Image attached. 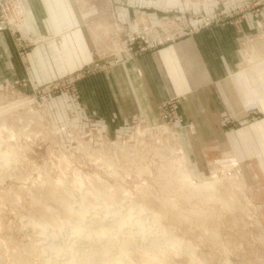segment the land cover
Instances as JSON below:
<instances>
[{
  "label": "rangeland",
  "instance_id": "374dc122",
  "mask_svg": "<svg viewBox=\"0 0 264 264\" xmlns=\"http://www.w3.org/2000/svg\"><path fill=\"white\" fill-rule=\"evenodd\" d=\"M218 4L227 8L226 12L218 11V17L230 20L239 28L241 53L235 71L225 84V95L222 88L217 87V91H221L234 108L226 109L227 113L218 120V126L208 115L202 119L201 125L196 126L191 115L183 117L180 113L181 101L175 99L164 103L165 106L162 104L151 120L129 115L128 119L113 124L115 121L101 118L102 111L90 110L81 101V83L93 71L96 73L95 69L110 68L107 61L99 62V67L93 64L43 85L37 86L27 78L18 84L24 90L15 85L0 89V264H68L62 245L66 247L67 233L79 228L83 216L69 220L60 203L45 197L51 187L72 192L71 200L76 204L79 201L90 203L93 216L90 213L87 216L94 220L105 217L107 210L121 204V209L125 211L136 206L138 209L142 204L151 211L167 210L166 215L163 212L147 215L145 211L146 215L143 213L141 216L147 217L150 222L155 221L153 217L162 216L161 226L168 234L178 241L194 245L198 259L193 264H200L203 259L207 261L204 264H264V180L260 174L259 178L255 174L257 179L250 177L245 170L246 165L234 164L231 160L236 157L230 149H226V141L215 140L217 128H223V133H226L245 125L247 118L264 117V108L257 104L258 100L251 98L253 94L258 96L257 93L264 95V91L250 89L248 70L252 68L260 75L264 74L256 67L258 63L252 64L249 58L258 53L263 54L264 60V0H221ZM206 18L203 15L200 24ZM166 31L168 37L173 34L169 26ZM119 49L123 56L121 63L136 58L128 59L122 46ZM234 80L242 82L241 89L248 95L245 102ZM237 96L242 102L240 109ZM235 110L238 112L232 113ZM3 124L7 128H2ZM10 129L14 133L12 136ZM13 153L17 155L15 159L4 164V159L13 156ZM105 155L107 158H103ZM251 170L256 172L255 166H251ZM179 172L192 174L197 181L217 176L231 178L230 184L226 182L227 178L221 179L222 186L218 187L223 197L227 199L231 196L229 204H208L212 209L216 208L210 224L201 226L199 223L198 226L185 223L187 218L181 215L199 199H189L186 193L184 197H176L178 183L174 178ZM241 172L246 187L240 188L235 175ZM234 176L236 179H233ZM38 200L45 201L40 205ZM175 200L178 205L172 206ZM174 206L179 213L175 212ZM180 217L184 223L177 221ZM63 219L68 223L59 232L58 229L64 225ZM68 227H71L70 230ZM129 231L125 230L124 235ZM120 235H115L109 243L101 237L96 240L97 246L100 249L111 246L106 255L110 262L114 255H118L127 264H142L145 254L137 241L121 236L120 240L126 242V247L117 251ZM56 248L59 252L55 251ZM156 249L164 251L158 259L166 264H187L188 257L184 252L176 254L172 249L159 246ZM80 264L101 263L83 261ZM150 264L160 262L151 261Z\"/></svg>",
  "mask_w": 264,
  "mask_h": 264
},
{
  "label": "crops",
  "instance_id": "0c3cea01",
  "mask_svg": "<svg viewBox=\"0 0 264 264\" xmlns=\"http://www.w3.org/2000/svg\"><path fill=\"white\" fill-rule=\"evenodd\" d=\"M218 1L16 0L23 9V24L15 34L0 32V89L17 87L27 78L43 85L107 61L110 68L95 69L81 83V101L90 110L102 111L101 118L113 124L129 115L151 120L162 104L175 99L181 101L183 117L191 115L196 126L205 115L218 126L226 109H234L223 96L224 87L241 57L235 23L218 19L200 24L203 15L215 18L218 11L226 12ZM135 23L152 25L153 39L168 37V26L178 34L121 63L122 30ZM257 95L252 100L264 108V95ZM236 99L240 109L242 102ZM223 132L215 129V140L226 141V149L246 165L250 177L260 174L264 180V117L247 118L242 127Z\"/></svg>",
  "mask_w": 264,
  "mask_h": 264
},
{
  "label": "bare ground",
  "instance_id": "6f19581e",
  "mask_svg": "<svg viewBox=\"0 0 264 264\" xmlns=\"http://www.w3.org/2000/svg\"><path fill=\"white\" fill-rule=\"evenodd\" d=\"M20 7H21V5H20ZM262 55L263 54H258L257 53V54H253V55L249 56L250 60L252 61V64L258 63L256 65V67H258L260 71L261 70L264 71V60H263V56ZM248 70L250 71V76L249 77L251 79V88L250 89L253 90L254 88H259L260 90L264 91V74L260 75L258 72H255L252 68H248ZM246 76H247V74H246ZM234 82L233 83L239 89V94H240L241 98H243V100L245 102L248 95H246V93L243 92V90L241 89V87L243 86V84H241L242 82L235 81V80H234ZM252 90H251V92H252ZM38 119H37V121H38ZM38 124H40V123H38ZM1 126H2V128L3 127L7 128L6 124H3ZM5 128L3 130H5ZM11 129H10V131H11ZM21 130L22 129L20 128V131ZM17 132H15V133H17ZM12 135H14L13 131H11V136ZM125 150L127 151V149H125ZM159 150H161V149H159ZM159 152H163V151H159ZM126 154H125V156H126ZM120 155H122V153H120L119 156ZM16 156L17 155L14 154V153H13V156H7L6 159H4L3 163L4 164H9L8 163V162H10L9 160L15 159ZM100 156H101V154H100ZM125 156H123V157H125ZM120 157H122V156H120ZM130 157H131V155H130ZM103 158H107L106 155ZM112 159H113V157H112ZM105 160L106 159H104V161ZM231 161L234 164H237V162H238L236 159H232ZM129 163H130V161H129ZM185 167H186V165H185ZM239 172H240V170H239ZM179 173L180 174L178 175V173H177L176 177L174 178L175 182L178 183V185H176L178 187L175 189L176 197L177 198L179 196L182 197L184 195V193H186V194H188V195H186V197L188 196L189 199L190 198L199 199V201H197L196 203L194 202V205L192 206V208L185 209L184 215H181V216H185L187 218V219H185L186 220L185 223L189 222V225L196 224L198 226H199V223H201V226H204L205 224H210L209 222H210L211 218H213V215L216 213V208L214 207L212 209V207L208 206V204H210V203L215 204L217 202H221V204L223 206H227L229 204V202L231 201V196L229 198H227V199L225 197H223V195L219 191L218 187L222 186L221 179L223 180V179L227 178V181L226 180L225 181L227 183L229 182V184H230V183H232L231 182L232 181L231 178L230 177L229 178L228 177L220 178V177L217 176V177L212 178V179L211 178H204V179H201V180L197 181V180H195V178H194V176L192 174L185 173V172H179ZM242 175H243V173L241 172V173H238L237 175H235L237 179L235 178V176L233 178V179H236V180L239 181L238 183H239V187L240 188L242 186H245L244 178H243ZM94 177H96V176H94ZM77 179H79V178H77ZM83 179H86V178H83ZM98 179H99V177H98ZM57 181H58L57 183L60 184L62 182V179H61L60 183H59V179ZM77 181H79V180H77ZM96 182H98V180ZM100 182H102V181H100ZM224 182H223V185H224ZM80 183H82L81 180H80ZM98 184H99V182H98ZM60 187H61V185H60ZM147 190L150 191L149 189H147ZM142 193H143V191H142ZM72 196H73L72 192L64 191L62 189H58L57 187H51L45 193V197L53 198L52 200H55V202L60 203L64 207L63 210L66 212V214L68 213V215H69L68 219L69 220H71L73 217H76V216H79V215L83 216L82 222L80 221L81 223L80 224L78 223L79 224V228H77L78 230L76 229L75 232H71L72 230L69 229L71 227L67 228V229L70 230L69 231L70 233L68 232L67 234H69V235H67L68 237L66 236V238H67L66 239L67 242L65 243L66 247L64 245H62V248H63V250L66 251V255H65L66 259L65 260H67L68 264H80V263H83V261H85L86 263L98 262V263H101V264H127V262L124 259H122L121 257H119L118 255H114V257L112 258L111 262H110V260H108L106 255L108 254L109 251H111V246H108L107 248H104V249H100L97 246V241H96L97 239H100L101 237H105L104 238L105 242L109 243L113 239V237L115 235H117V234H119V235L121 234L119 236V240L121 239L120 238L121 236H125V237H128L130 239H133V240L137 241L140 244V248L143 250V254H145L144 258L141 260L142 264H150L151 261H153V262L159 261L160 264H166L164 261L162 262V260L158 259V256L161 253L164 252V251L156 249V247H158V246L160 248L172 249L174 251V253H176V254L184 252V254L188 257V260L186 261L187 264H193V261L198 259V256L196 254V250H195V246L194 245L189 244V243H187L185 241L176 240L171 234H168V232L166 231V229L163 226H161V225H163L162 222H161V219H163V217L159 216V215L162 212L165 213V215H166L167 210L163 211L161 209V211L160 210L159 211L158 210L151 211V210H148L142 204V205L138 206L139 207L138 209L136 208L137 206L134 208V209H137L138 211L137 210L135 211L134 209L133 210L132 209H128V210L126 209V211H125V210L121 209L122 208L121 206L123 204L120 203L121 205H116L113 208H110L109 210H107L106 211L107 215L105 217H101V219L94 220L93 217L89 218V216H87L89 213H90V215L93 214L92 211H91V207L92 206H90V203H88L87 201H79L78 204H76V201L74 203L71 200L73 198ZM96 196H99V194H97ZM111 196H113V194ZM147 196H148V194H147ZM117 198H119V197H117ZM200 200L202 202H200ZM224 200H226V201H224ZM232 200H233V198H232ZM32 201L34 202L35 199L32 198ZM47 201H49V199H47ZM43 202H42V200H38V203L40 205ZM72 203H74V204H72ZM169 203H171V202H169ZM175 204L178 205V202L176 200L173 201L172 206L175 205ZM150 207H148V208H150ZM174 209L176 210L175 211L176 213H179L178 209H176V206H174ZM145 211H146V214L149 213V214H159V215L156 216V217H153V219L151 218L152 220H155V221L154 222H150V220L148 221L147 217H145V216L142 217L141 216V214H143ZM229 211H230V209H228V212ZM93 212H95V211H93ZM135 212H138L136 214V216H134ZM95 213L97 214V210H96ZM91 216H93V215H91ZM109 216H111V217L109 218ZM65 218H66V216H65ZM54 219L56 220L57 218H54ZM174 219H177V218H174ZM93 220H94V222H93ZM58 221H59V219H58ZM177 221L184 223V220L181 217L178 218ZM36 222H39V221L37 220ZM52 223H53V221H52ZM67 223L64 220V225L62 226V229H61V227H60V229H58L59 232L63 230V227L66 228L65 225ZM67 229H66V231H67ZM72 229H75V228L73 227ZM127 229H130L129 234L124 235L125 230H127ZM76 234H79V235L81 234V236H76ZM262 242L264 243V238L262 239ZM162 243H164L163 246H161ZM119 246L120 247H117L118 248L117 251L123 250L126 247V242H123L122 240H120L119 241ZM95 249L98 250V251H96ZM182 249H184V250H182ZM55 251L59 252V249L56 248ZM200 262H201L200 264L207 263V261H205L204 259H203V261L200 260Z\"/></svg>",
  "mask_w": 264,
  "mask_h": 264
},
{
  "label": "built area",
  "instance_id": "2783aa9c",
  "mask_svg": "<svg viewBox=\"0 0 264 264\" xmlns=\"http://www.w3.org/2000/svg\"><path fill=\"white\" fill-rule=\"evenodd\" d=\"M218 19L220 17H207L201 26H208ZM22 24L23 12L16 0H0V32L9 31L15 34L16 28ZM153 30L154 27L148 23H135L132 28L122 30L123 36L120 39V46H122L128 59L137 57L150 49H154L165 41L175 38L176 34H178L176 30H173V34L169 37L153 39Z\"/></svg>",
  "mask_w": 264,
  "mask_h": 264
}]
</instances>
